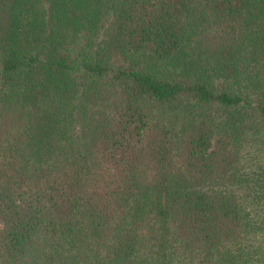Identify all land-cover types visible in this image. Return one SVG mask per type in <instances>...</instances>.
Listing matches in <instances>:
<instances>
[{
    "label": "trees",
    "instance_id": "16d2710c",
    "mask_svg": "<svg viewBox=\"0 0 264 264\" xmlns=\"http://www.w3.org/2000/svg\"><path fill=\"white\" fill-rule=\"evenodd\" d=\"M253 201L264 0H0V264H263Z\"/></svg>",
    "mask_w": 264,
    "mask_h": 264
},
{
    "label": "rangeland",
    "instance_id": "374dc122",
    "mask_svg": "<svg viewBox=\"0 0 264 264\" xmlns=\"http://www.w3.org/2000/svg\"><path fill=\"white\" fill-rule=\"evenodd\" d=\"M253 150H254V148H253ZM247 153H251L250 150ZM257 153H258V151L256 152V154ZM259 155H260V152H259ZM261 160L257 159V161L253 162V164L251 165V162H249L248 158H245L244 156H241V167H240L241 175L242 176H246L248 174H253V172L258 171L256 166H257L258 163H261V164L263 163V161H261ZM254 163H257V164H254ZM263 205L264 204H262V205L258 204V202L255 203V201H253L252 203L246 202V206L250 210V212L252 213V217L255 220H257V221H259V216H260V214H259L260 207L259 206H263ZM262 212H263V215L261 216V219H262L261 227L264 226V208L262 209ZM257 229H259V228H257ZM257 233H258L257 236L259 238V234H260L259 231ZM259 240H260V238H259ZM262 240L263 241H261V242L258 241V244H257V242H255L256 246L257 245L260 246V248L258 249V254L259 255L264 253V236H263ZM261 259H262V263L264 264V255L261 257Z\"/></svg>",
    "mask_w": 264,
    "mask_h": 264
}]
</instances>
